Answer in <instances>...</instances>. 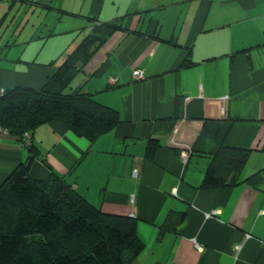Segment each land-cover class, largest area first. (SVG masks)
<instances>
[{"label":"crops","instance_id":"0c3cea01","mask_svg":"<svg viewBox=\"0 0 264 264\" xmlns=\"http://www.w3.org/2000/svg\"><path fill=\"white\" fill-rule=\"evenodd\" d=\"M99 1L98 9L80 0L78 13L70 0L59 7L81 15L79 28L87 13L101 22L125 16L126 31L106 41L75 85L115 109L120 123L94 141L57 121L37 126L29 176L63 178L102 212L134 217L144 248L133 264H264V0H135L124 11ZM52 3L36 5L60 23L67 15ZM66 23L21 42L3 25L0 88H40L56 69L49 63L80 41L68 40L77 27ZM184 59L191 64L180 68ZM135 69L143 78H133ZM149 139L158 144L152 159ZM223 147L248 152L237 183L202 187ZM30 153L0 134V184Z\"/></svg>","mask_w":264,"mask_h":264},{"label":"trees","instance_id":"16d2710c","mask_svg":"<svg viewBox=\"0 0 264 264\" xmlns=\"http://www.w3.org/2000/svg\"><path fill=\"white\" fill-rule=\"evenodd\" d=\"M16 1L24 0H12L0 17V30ZM93 3L100 8L101 1L92 0L91 6ZM123 17L101 22L97 15L87 13L85 28L90 30L49 63H57L56 69L40 88L15 87L0 93V128L4 131L0 134L14 136L31 152L0 184V264H133L144 248L134 217L102 212L63 178L44 181L28 174L35 154L26 136L37 126L57 121L74 134L94 141L120 123L115 109L96 101L80 87L65 90L114 33L126 31ZM49 34L45 37L53 35ZM190 64L184 59L179 67ZM157 147V141L149 139L145 157L152 159ZM247 156L246 150L228 147L213 153L202 187L235 185V173ZM181 220L179 216L177 222Z\"/></svg>","mask_w":264,"mask_h":264},{"label":"rangeland","instance_id":"374dc122","mask_svg":"<svg viewBox=\"0 0 264 264\" xmlns=\"http://www.w3.org/2000/svg\"><path fill=\"white\" fill-rule=\"evenodd\" d=\"M1 2L4 0H0ZM7 3L4 4V7H6V9L2 12H6L7 8L9 7L10 3L12 2V0H5ZM41 0H24V5L19 6L18 3L16 2L11 10H10V16L11 15H15V18L12 22H8V20H10V16L7 20V22H5V24H9L10 25V29L15 31V37H13L14 39H17V37L20 34L19 37V42H21V39H23L24 37H28L30 36L31 33H34L35 37H40V36H45L47 35V33L51 30H60L62 28V26H65L67 23L66 22H74V26L79 28L81 27V25H85L86 23H82V21H80L78 19V17L70 16V15H63L62 21L60 23H57L53 20L54 16L53 13L51 11L48 12V17H45V14L40 13V8L38 7V5H36V3H40ZM44 2H48V5H50L52 0H42ZM80 0H70L69 4H71V6H73L74 9H76L77 13L78 11L81 9L78 5ZM90 0H86V5L89 3ZM112 1L113 5H115L116 7H120L122 11H124V9H128L130 7L131 2H134L135 0H108V2ZM61 2H63V0H53V6L54 8H57L55 10H60L61 8L59 7V5L61 4ZM31 3V4H30ZM126 3V4H125ZM67 5V4H66ZM68 6V5H67ZM70 6V5H69ZM91 7V6H90ZM63 10V9H62ZM2 13L0 14V16L2 15ZM87 14H84V16H86ZM83 16V15H82ZM58 18V16L56 17V19ZM40 22H42L43 24L40 25ZM48 22L49 25H48ZM72 31L71 33L75 34V36H69L68 40L73 39L75 41V39L78 37V41L83 37V33L80 31L81 29H77ZM88 33V32H87ZM82 77V74H78L69 84V86L66 88L65 92H68L70 90H72L71 88H75V85H77V82H79V79ZM3 89V88H2Z\"/></svg>","mask_w":264,"mask_h":264},{"label":"built area","instance_id":"2783aa9c","mask_svg":"<svg viewBox=\"0 0 264 264\" xmlns=\"http://www.w3.org/2000/svg\"><path fill=\"white\" fill-rule=\"evenodd\" d=\"M132 76H133V78L135 80H138V79L143 78L142 71H140L138 69H135V70L132 71ZM108 82H109L110 85H113V84L116 83V78L115 79L110 78V79H108ZM3 92H4V90L2 88H0V93H3ZM0 133H4V131L1 130V128H0ZM26 139L27 140H30L31 139V136L30 135H27L26 136Z\"/></svg>","mask_w":264,"mask_h":264}]
</instances>
